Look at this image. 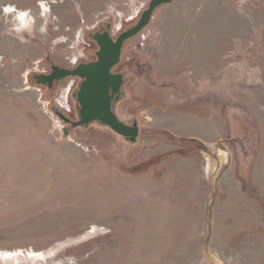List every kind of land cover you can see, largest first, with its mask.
<instances>
[{"label":"rangeland","instance_id":"rangeland-1","mask_svg":"<svg viewBox=\"0 0 264 264\" xmlns=\"http://www.w3.org/2000/svg\"><path fill=\"white\" fill-rule=\"evenodd\" d=\"M151 0H0V264H264V0H174L116 71L135 143L72 127L79 77ZM6 253L10 256L6 257Z\"/></svg>","mask_w":264,"mask_h":264},{"label":"water","instance_id":"water-1","mask_svg":"<svg viewBox=\"0 0 264 264\" xmlns=\"http://www.w3.org/2000/svg\"><path fill=\"white\" fill-rule=\"evenodd\" d=\"M174 0H151L148 7L142 12L139 20L133 26L123 30L114 37L111 30H98L92 36L98 45L97 59L83 62L74 68L64 67L60 64L51 66L50 73L34 75L39 85L52 86L55 81L75 76L82 79L75 92L79 119L72 120L59 109L56 114L71 127L88 126L99 122L117 134L135 143L140 135V126L135 121L127 124L119 118L113 108L114 101L120 98L121 88L124 83V74L114 72L113 69L121 62L125 42L141 32L151 21L154 11L162 4ZM65 137L70 136L68 127L63 129Z\"/></svg>","mask_w":264,"mask_h":264},{"label":"flooded vegetation","instance_id":"flooded-vegetation-1","mask_svg":"<svg viewBox=\"0 0 264 264\" xmlns=\"http://www.w3.org/2000/svg\"><path fill=\"white\" fill-rule=\"evenodd\" d=\"M110 27V24H107V25H103L102 27H100L99 29H101V30H107L108 28ZM97 51V50H96ZM95 59H97V56L95 57V58H93V59H90V60H87V61H81V62H79L78 64H80V63H83V62H90V61H93V60H95ZM55 64H58V63H55ZM77 64V65H78ZM53 65V62H50V63H48L47 64V67H48V69H46L43 73H50L51 72V66ZM61 65V64H60ZM76 65V66H77ZM62 66V65H61ZM116 67V66H115ZM115 67H114V69H113V71L114 72H120V73H123L124 74V83H123V86H122V88H121V91H122V93H121V95H120V98L122 99V98H124L125 97V91H124V89H125V87H126V82H127V80H126V74L124 73V72H122V71H116L115 70ZM65 79H67V78H65ZM65 79H62V80H60V81H55L54 83H53V85L50 87V86H48V85H45V87L48 89V91H50V93H53L54 94V92H56L58 89H59V85L61 84V82H63ZM80 80H79V83H81V81H82V79L81 78H79ZM80 85V84H79ZM77 110H78V108H77ZM114 111H115V109H114ZM115 113L117 114V112L115 111ZM118 115V114H117ZM67 116V115H66ZM119 116V115H118ZM68 117L70 118V119H72V120H77V119H79V114H78V118L77 119H74V118H72L71 116H69L68 115ZM120 118V117H119ZM121 119V118H120ZM122 120V119H121ZM67 124V126L66 127H68V129H69V132H71L72 131V127H71V124H69V123H66Z\"/></svg>","mask_w":264,"mask_h":264},{"label":"bare ground","instance_id":"bare-ground-1","mask_svg":"<svg viewBox=\"0 0 264 264\" xmlns=\"http://www.w3.org/2000/svg\"><path fill=\"white\" fill-rule=\"evenodd\" d=\"M96 123H99V122H96ZM99 124H101V123H99ZM102 125H103V124H102ZM5 255H6V257H7V256H10V253H6Z\"/></svg>","mask_w":264,"mask_h":264},{"label":"trees","instance_id":"trees-1","mask_svg":"<svg viewBox=\"0 0 264 264\" xmlns=\"http://www.w3.org/2000/svg\"><path fill=\"white\" fill-rule=\"evenodd\" d=\"M116 103V101H114V103H113V108H114V104Z\"/></svg>","mask_w":264,"mask_h":264}]
</instances>
